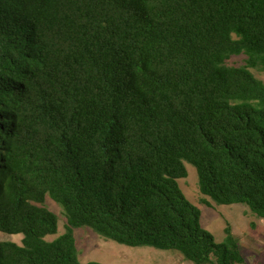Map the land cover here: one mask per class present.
Segmentation results:
<instances>
[{
    "label": "trees",
    "instance_id": "obj_1",
    "mask_svg": "<svg viewBox=\"0 0 264 264\" xmlns=\"http://www.w3.org/2000/svg\"><path fill=\"white\" fill-rule=\"evenodd\" d=\"M233 56L243 57L239 65ZM264 0H0V264L80 262L74 230L244 264L183 193L264 219ZM48 196L66 219L45 206Z\"/></svg>",
    "mask_w": 264,
    "mask_h": 264
},
{
    "label": "rangeland",
    "instance_id": "obj_2",
    "mask_svg": "<svg viewBox=\"0 0 264 264\" xmlns=\"http://www.w3.org/2000/svg\"><path fill=\"white\" fill-rule=\"evenodd\" d=\"M231 63L241 64L243 57L233 56ZM257 76L264 80L263 74ZM187 176L179 180L185 196L201 211V227L208 230L217 243L225 241L224 228L228 223L232 233L239 238L245 257L244 264H264V219L251 214L244 204L206 206L199 202L201 194L197 188V173L192 165L186 163ZM45 206L58 216V230L46 239L52 240L65 230L66 219L62 209L48 196ZM80 262L97 261L103 264H192L173 250H159L149 246L131 247L106 239L88 227L74 230ZM22 235H8L0 232V240L20 241Z\"/></svg>",
    "mask_w": 264,
    "mask_h": 264
}]
</instances>
